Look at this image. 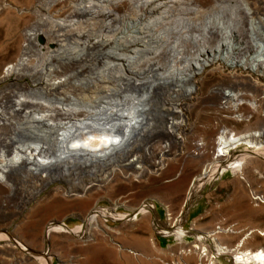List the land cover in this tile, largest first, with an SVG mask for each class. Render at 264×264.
Returning a JSON list of instances; mask_svg holds the SVG:
<instances>
[{
	"label": "rangeland",
	"instance_id": "374dc122",
	"mask_svg": "<svg viewBox=\"0 0 264 264\" xmlns=\"http://www.w3.org/2000/svg\"><path fill=\"white\" fill-rule=\"evenodd\" d=\"M93 1L99 4V0ZM77 2L0 0V112L11 114L13 123H22L24 119L23 112L12 113L21 99H25L22 100L25 102L23 110L40 112L44 110L43 106H58V99H64L63 104L75 108L74 112L78 110L74 118L83 120L86 115L85 122H90V115L98 114L102 108L125 112L122 107L128 108L146 95L139 87L150 85L148 80L151 77L168 76L173 69L180 74L193 73L197 90L188 95L191 79L172 83L161 91L149 87L146 106L154 115L152 128L150 132L145 131L143 139L128 157L110 167L115 170L112 176L110 169L94 173L76 172L62 178L23 177L21 173H14L8 186L0 185V231L4 235L0 238V264H47L48 261L49 264H183L184 261L195 264L196 255L181 261L180 253L195 244L198 234L212 232L218 227L239 231L238 234H221L218 238L223 246L235 247L240 238L252 230L264 231V204L259 199L264 198V149L261 150L263 154H257L255 147L239 146L234 153V157L241 153L249 155L244 170L248 183L230 170L214 177L211 182L208 175L201 176L203 169L214 161L216 141L223 130L243 136L264 128V96H260L257 112L253 113L248 106V102L259 98L255 86L249 82L257 78L264 84L263 71L252 73L248 68L231 67L226 63L232 57L241 60L253 52L233 49L231 56L222 58L225 46H219L216 32L206 36V22L213 21L212 17L220 10L228 19L232 14L243 16L249 10L252 19L264 20V0L103 1L108 12L99 9L95 18L83 17L86 26L81 25L83 32L91 31L90 38L107 39L87 51L86 60L92 62L91 69L83 68L75 78L88 81L93 78L92 85L75 91L66 86L51 92V97H43L37 88L46 87L54 78L71 81L74 69L60 66L61 72L57 75L31 74L24 69L21 74L5 77L7 65L13 64L21 69L19 59L26 32H43L40 42L46 48L45 55L48 54L52 42L44 32L51 23L43 20H67ZM174 22L181 23L175 25ZM232 26L235 29L232 40L238 43L242 35L237 22ZM85 40L83 36L78 42L83 45ZM35 44L26 53L30 67L41 64L44 70L49 69L52 63L44 60L45 55L39 56ZM129 59L132 62L128 68ZM204 59L209 64L202 74H198L194 63ZM134 80H142L143 84H135ZM225 91L243 94L244 103L236 110L224 108ZM167 129L180 134L184 141L180 142L176 135L171 137ZM37 140L40 139L25 142L31 148L40 143L45 147L43 154L51 156L46 142ZM22 142L11 127L0 129V163L21 152ZM201 142L206 150L196 147ZM161 154L166 160L165 166L159 169L156 162ZM133 158H136L135 166L145 167L150 172L136 177L135 167L129 164ZM193 182L197 196L186 206L188 189ZM146 203L156 205L162 223H167L166 207L172 218L186 211L181 228L189 235L180 242L174 235L158 234L150 215L144 218L142 214H136V210ZM96 208L104 211L102 214H136L135 220H107L104 224L109 230L104 227L93 230L86 243L79 235L67 232H54L48 241L42 240L50 224H64L68 230L85 227V216ZM100 219L102 221L101 216ZM247 237L246 251L264 248V239L257 232ZM205 244L213 243L207 240ZM46 250L49 260L41 257ZM219 259L217 264H232Z\"/></svg>",
	"mask_w": 264,
	"mask_h": 264
},
{
	"label": "bare ground",
	"instance_id": "6f19581e",
	"mask_svg": "<svg viewBox=\"0 0 264 264\" xmlns=\"http://www.w3.org/2000/svg\"><path fill=\"white\" fill-rule=\"evenodd\" d=\"M103 1L111 2L113 0H99V4L94 3L93 0H78L75 6L76 8L68 14L67 20H53L51 18L43 20L51 23L49 29L44 32V35L52 42V50H49L46 55V51H44L46 48L40 42L43 32H41L42 34L31 31L26 32L24 44L21 48L22 57L19 59L21 69L17 68L18 66L16 67L13 64H9L4 68V76L8 77L12 74H21V71L24 69H26L27 73L33 74L40 72L43 74L45 72V75H57L60 71V66L71 67L74 69L72 71L73 79L71 81L68 80V78H54V80H51L46 84V87L37 88L40 89L38 94L43 97H51L53 96L51 92H55L66 86L69 87L70 90L75 91L84 88L86 89L90 84L92 85L94 82L93 78H88L89 81L76 80L75 78L83 72V68L91 69L90 65L92 66V62H87L86 60L87 51H92L97 43L102 44L106 42L107 39L104 40L101 38L100 40H94L90 38L89 34H91V31L88 30L83 32L84 30H81V25L83 24V17L89 16V19H93L94 16L98 15L99 9H106L104 11L108 10L107 5H102ZM220 11L212 17L213 21L208 20L206 22L204 28L206 36L209 33H217L220 39L219 46H225V51L221 52L222 58L231 56L230 53L233 49H239L244 52L250 49L253 53L249 57H247V55L241 60L232 57V59L226 63L231 65V67L239 65L245 69L248 68L252 73H256L258 70L259 72L262 73L263 71L264 73V20L259 19L256 21L255 19H252L249 10H246L243 16H236L235 14L234 16L232 14L229 19L224 18ZM232 16L234 17L232 18ZM89 19L88 22L91 21ZM182 21L184 20H181V22ZM181 22L174 23H176L175 25H179ZM233 22H237L238 31L242 35L240 39L238 38V43H234L232 40V36L235 35V29L232 26ZM84 26H86V24ZM83 36L86 37V40L83 45H80L78 41ZM242 39L245 41L243 42ZM34 42H36L35 45H37V48L39 49V56L45 55L44 60L52 63L49 69L44 70L41 64L30 67L29 57L26 53H29ZM131 62L132 59L127 60L126 66H128V68L130 67ZM54 63L55 65H53ZM194 64L197 68L198 74H202L205 66L209 64V61L204 59L200 62V60H198ZM168 74V76L160 74L157 75L156 78L151 77L148 80L150 81L149 84L151 90H160L172 83H184L187 79H191L192 86L188 89L187 93L189 96L192 94L190 92L196 93L197 79L195 80L193 78V73L189 75L184 73L180 74L177 73V70L173 69L168 72ZM256 79L249 82V84L253 85L252 87L255 86L258 91L257 93H259L258 99L254 98V100L251 99L252 101L248 102V106L251 109L250 111L253 113L257 112L260 107V96H264V84ZM131 80L132 79H130V81ZM137 83L141 85L143 84L142 80L135 81V84ZM55 98L54 95V99ZM242 98L243 94H234L230 91H225L223 93V99L226 100L224 102V108H232L233 110L238 109V107L244 103ZM190 99H192V97ZM22 100L25 99L17 101L16 109L12 111V113L23 112L24 119L22 123H13L11 121V114H6L2 111L0 112V129H4L6 126L11 127L15 131L16 138L23 141L21 143V152H16L12 159L0 163V185L8 186L14 173H21L23 177L62 178L74 175L76 172L94 173L98 170H108L111 166H116L117 163L122 162L124 158L128 157L133 147L139 143L145 135V131L139 129L141 122L139 121L140 111L136 110V104H130L129 107L125 109L126 115L123 117L118 116L117 118H114L115 115L112 114V108H103L98 114L90 115L88 118L90 122H85L87 119L85 118L86 115L83 117V120L74 118V114L78 110L74 112L75 108L63 104L62 101L64 99H58V106H43L44 110L41 112L36 109L23 110L22 104L25 102ZM144 107L147 108L144 111V113H146L148 107L146 104ZM241 118L242 117L240 116L239 119L241 120ZM61 120H64V122ZM171 124H173V122ZM57 130L60 132L55 133ZM134 131H137V138L132 140L131 135ZM167 133H169L171 137L176 135V133L169 129H167ZM179 135L180 134H177L176 136L180 139V142H183L184 140ZM1 137L4 139V134H1ZM34 138H39L43 142H46L51 156L43 154L45 147L40 143H36L35 145L37 146L35 148L27 146L29 143H26L25 140L30 141ZM254 139L262 140L256 143L252 142ZM247 145H249V148L255 147L257 154H263L261 150L264 149V128L251 135L243 136L231 134L226 130H223L216 141L213 153L214 161L210 166L207 165V167L203 169L201 176L208 175L211 182L214 177H218L219 175L224 174L227 170H230L234 174L237 173L239 178L248 183L244 170L246 166L245 161L248 159L249 155L247 153H241L237 155L239 156L238 158H236L237 156L234 157V153L239 146ZM196 147L201 149L204 148V150H206V146L203 142L197 143ZM165 160L163 154H161L158 162H156V166H159V169L163 168L165 166ZM135 161L136 158H133L129 161V164L135 167L138 173L136 177H140L150 172L145 167L135 166ZM114 172V169H110L111 176ZM199 179H201V177ZM194 188L195 182H193L190 189H188L189 191L185 202L186 206L197 196V189L195 188V190ZM87 190H90V188L86 189L84 194ZM253 197L255 200L258 199L255 194H253ZM259 199L262 201L261 203L264 204V198L259 197ZM115 206H117V204H115ZM166 210L167 223H162L160 221L154 203L144 204L141 208L136 210V214L140 213L144 218H146L147 215H150L158 234H162L163 236L174 235L177 241H183V239L189 235L187 230L181 228L183 221L186 219V211H182L176 218H172L168 207H166ZM103 212H101V209L99 208L92 209L89 214L85 216V227L79 226L73 230H68L69 228L67 229L64 224H50L43 233L42 240L48 241L54 232H67V234L73 236L79 235V238L83 239L86 243L89 241L93 230H98L101 227L109 230V227L104 224L105 221L110 219L114 221L135 220L134 218L136 216V214H118L114 212L102 214ZM100 216L102 221H100ZM0 232V238H2L4 236L2 235L3 231ZM254 232H257L259 236L264 239V231L252 230L250 234ZM229 233L238 234L239 231L218 227L212 232L198 234L196 236L195 244L191 246L189 250L180 253L181 261H183V258L185 259L196 255L195 264H217L219 258L228 260L232 264H264V248L257 249L256 251L245 250V245L249 239L247 236L250 234H247V236L245 235L244 237L242 236L235 247L223 246L218 240L219 235ZM207 240H211L213 244L206 245L205 242ZM152 243L154 245V241ZM16 244L19 247L22 246L17 242ZM47 250L41 257H46L48 259L49 250ZM49 262L50 261H48L47 264H49ZM43 264L46 263L43 262ZM183 264L189 263L184 261Z\"/></svg>",
	"mask_w": 264,
	"mask_h": 264
},
{
	"label": "water",
	"instance_id": "95a60500",
	"mask_svg": "<svg viewBox=\"0 0 264 264\" xmlns=\"http://www.w3.org/2000/svg\"><path fill=\"white\" fill-rule=\"evenodd\" d=\"M150 85L146 84L143 85L142 87H139L140 89H142L143 93H146V95L142 96V100H140L138 103H136V110L140 111V126L139 129L146 131V132H150L152 125H153V120H154V115L151 111H147L146 113H144L145 108L144 105L148 102V95H149V89ZM135 104V103H133ZM125 106L122 107V110L125 111ZM103 110V108H102ZM112 114H114V118L119 117H123L125 116V112H119V111H114L112 110ZM137 131H134L131 135L132 140H135L137 138ZM38 142L40 140H37ZM27 146H30V144H27Z\"/></svg>",
	"mask_w": 264,
	"mask_h": 264
}]
</instances>
